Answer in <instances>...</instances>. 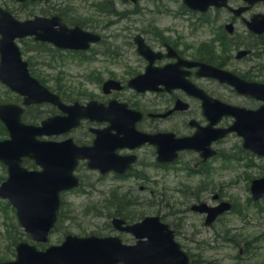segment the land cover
I'll return each instance as SVG.
<instances>
[{
    "label": "flooded vegetation",
    "instance_id": "obj_1",
    "mask_svg": "<svg viewBox=\"0 0 264 264\" xmlns=\"http://www.w3.org/2000/svg\"><path fill=\"white\" fill-rule=\"evenodd\" d=\"M31 3L33 2L29 0L15 3L16 8H12L14 15L18 18H28L29 15L24 9ZM38 3L40 5L38 13L43 16L54 17L60 15L61 20L70 26L78 24L90 32L99 33L96 31H101L103 34L97 44L98 51L108 55V62L117 70L126 71L128 68L125 64H129V74L131 76L145 72L149 62L141 56L132 58L125 49L130 44L134 46L133 39L127 35L116 40L109 35L108 31L110 29L116 32L120 28L125 27V31H130L139 26L146 43L156 53L160 54V57L153 64L157 68L177 63L178 57L175 53L190 61L209 63L221 68L230 66V54H226L230 62L224 65L222 61H219L220 54H215L212 50L200 49L201 44L204 42L202 39L204 35H198V31L201 27L207 26L212 22V11L216 12L214 14L216 15L214 42L219 43L222 48L231 45L236 46L241 43L236 39L241 37L242 30L239 24L242 22L243 16L234 15L231 8L196 12L185 6L182 0H96V4L99 7H94V1L91 4L87 1H79L76 3L78 8L62 12L65 9L63 4L65 0H44ZM179 4L181 6L178 7ZM242 4V0H230V6L233 8L240 7ZM162 15L184 16L197 24L198 30L196 34H192L195 39L193 41L186 39L184 33H180L177 28L174 30L169 29L168 36L161 34L167 28V23L163 21ZM252 15L253 10L247 12V16ZM151 23H159L160 26L159 28L145 29ZM228 23L233 25V37L227 28ZM180 25L181 29H184V23ZM180 25L178 24V26ZM109 47L119 50L106 52L104 48H107V51H111ZM171 48L173 50H170ZM179 69L187 71L184 66H180ZM189 71L188 79L213 98L233 104H241L242 100L245 99L248 102L246 104L248 106L254 107L258 105L253 98L242 96L229 84L202 76L198 67L191 68ZM245 75L246 77L243 78L247 80H253L252 78L255 77L253 72H246ZM240 76L242 77V75ZM163 89L157 92L149 91L140 94L141 99L138 108L144 114L142 121L138 124L140 130L151 133L173 132L176 135L188 136L193 134L196 128L209 124L210 121L204 114L200 100L180 89H174L170 92L165 88ZM112 93L115 94L114 91ZM178 99L185 101L188 104V108L173 111L166 118L161 116L171 110ZM232 121L233 119L230 117H223L219 121L218 127H228ZM192 153L197 157L200 156L196 152Z\"/></svg>",
    "mask_w": 264,
    "mask_h": 264
},
{
    "label": "water",
    "instance_id": "obj_2",
    "mask_svg": "<svg viewBox=\"0 0 264 264\" xmlns=\"http://www.w3.org/2000/svg\"><path fill=\"white\" fill-rule=\"evenodd\" d=\"M12 27V24H8L1 29L4 38L0 47V77L20 92L29 95L35 92L42 96L37 82L30 78L26 63L21 60L20 52L13 43L16 35L32 31L15 32ZM39 35L51 37L49 32ZM53 39L63 46H79L64 35ZM45 96L48 97L47 94ZM0 114L8 122L12 134V140L0 144V157L10 162L12 172L11 178L0 189V195L9 197L18 207L23 224L36 239L46 240L55 220L59 192L77 184L72 169L76 156L83 153L76 151L70 143L38 142L35 135L48 131L20 123L19 110L15 106L1 107ZM50 123L61 127L66 121ZM25 155L36 157L44 170L23 169L20 161ZM148 221L152 225L145 228L142 225L136 230L139 236L146 235L148 240L140 241L135 246L123 245L117 238H92V244L90 241L71 238L63 246L52 247L46 253H41L27 244H21L18 261L0 264H117L120 261L127 264H189L187 256L174 243L172 232L165 230L156 219ZM86 244L89 247H85Z\"/></svg>",
    "mask_w": 264,
    "mask_h": 264
},
{
    "label": "rangeland",
    "instance_id": "obj_3",
    "mask_svg": "<svg viewBox=\"0 0 264 264\" xmlns=\"http://www.w3.org/2000/svg\"><path fill=\"white\" fill-rule=\"evenodd\" d=\"M24 46L27 49H32V47H35V43L28 41L27 43H22V47ZM28 55L37 56V53L30 52ZM84 70V65L76 64L71 61L65 65L66 73L61 75L62 77L60 78L49 77V73L58 71L52 67H46V69H44V73L49 78H51L47 79L51 85L55 86L58 82L60 84H71L76 87L80 83H83L84 85L88 86L90 91H95L97 86L96 80L94 78L88 80L86 78L81 79L77 77V75L82 73ZM80 95H83V93H80ZM5 96L10 95L6 91L5 87L0 84V98H4ZM179 165L180 164H177V166H175L171 172L166 173L167 176L165 180L164 177L162 178V181L169 189L167 195L170 198V203L165 204L164 208H160L163 214L167 215L168 221L177 222V228L175 229L179 230L178 240L182 243L184 248L186 250H191L193 253H195V255H197L199 259H203V262L206 264H241L244 260H246V257L248 258V263H264V212L261 214L255 212L253 216V210L250 208L249 210L246 209L242 213L243 216L248 215L246 218H241L236 213V215H228L222 221L220 227H223L224 230H226L227 227H231L232 229H238V232L241 233L240 237L247 236V241H256L257 239V244L255 245L254 249V251H256V258L254 261L249 258L250 252L246 253V255L241 253L239 256H237L239 253V245L238 247H234L228 241L224 240L223 235H219L217 232L215 234L212 230L206 229L198 215L192 213L189 214V212L186 210L189 199L185 197L184 193L178 192L177 189L175 190V187L178 185L179 181L184 183L183 187H185V184L188 183L185 173L183 174L182 172L177 171ZM238 169L239 167L236 169V164L234 162H227L226 169L222 174L223 176L220 175L219 178L222 181H230V183H233L230 190L245 198L246 184L245 181H240L236 177V172ZM0 173H2L1 168ZM81 173L83 176V189H85V191H70L64 196L65 200L68 202V204H66L64 207V211L71 214L67 211V207H70L75 210V213L79 215V218L77 217L75 221H71V226L73 228L72 231L74 233H78L81 228H85L89 232L94 229H101L104 233H115L112 228H108L106 225V218L95 217L94 214L86 213L85 209L92 212L91 208L87 207V204L100 205V201L105 199L106 195L108 194V190L111 189V185L117 182L114 181L112 177L100 178L95 174L85 170H83ZM159 176L160 174L158 175V178ZM118 183H122L123 185L122 187H119V190L129 191L131 194L135 192L139 195L140 199L143 198L142 196H149V192L139 193L136 192V190H132L124 181ZM241 201L242 203L244 202L243 200ZM155 208L157 209L158 206L156 205ZM11 209L12 208L7 207L3 202H0V233L4 231L5 225H7V223H11L10 219L7 220L9 217H11V215H13V211ZM182 210L184 211L182 212ZM181 215L184 217L183 222L181 221ZM67 223H70V221ZM59 235L60 234H54L50 241L56 242Z\"/></svg>",
    "mask_w": 264,
    "mask_h": 264
},
{
    "label": "trees",
    "instance_id": "obj_4",
    "mask_svg": "<svg viewBox=\"0 0 264 264\" xmlns=\"http://www.w3.org/2000/svg\"><path fill=\"white\" fill-rule=\"evenodd\" d=\"M21 238H22V236H19V237H18V239H21ZM18 239L15 238L13 242H17Z\"/></svg>",
    "mask_w": 264,
    "mask_h": 264
}]
</instances>
